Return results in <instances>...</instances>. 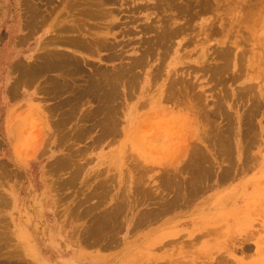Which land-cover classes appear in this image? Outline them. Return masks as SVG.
Masks as SVG:
<instances>
[{"label":"rangeland","instance_id":"1","mask_svg":"<svg viewBox=\"0 0 264 264\" xmlns=\"http://www.w3.org/2000/svg\"><path fill=\"white\" fill-rule=\"evenodd\" d=\"M29 1L81 70L52 72L63 90L40 113L39 141L69 157L49 199L32 200L55 214H0V264H38L40 251L62 264H264V0ZM60 21L114 47L59 45L76 33ZM137 57L112 101L100 95L92 79Z\"/></svg>","mask_w":264,"mask_h":264},{"label":"crops","instance_id":"2","mask_svg":"<svg viewBox=\"0 0 264 264\" xmlns=\"http://www.w3.org/2000/svg\"><path fill=\"white\" fill-rule=\"evenodd\" d=\"M28 3L29 0H0V214L42 212L49 215L55 214L49 200L43 211H39V206H34L32 200L40 198L39 189L48 198L54 188V143H44L38 138L40 113L51 112V104L45 100V95L52 93L54 69H48L43 62L50 52L49 38L54 25L40 26L38 14L26 11ZM30 16H36V23ZM26 21L32 22L28 25ZM20 62L23 63L18 65ZM44 79L51 80L50 88L42 83ZM37 260L38 264H62L54 252L40 251Z\"/></svg>","mask_w":264,"mask_h":264},{"label":"bare ground","instance_id":"3","mask_svg":"<svg viewBox=\"0 0 264 264\" xmlns=\"http://www.w3.org/2000/svg\"><path fill=\"white\" fill-rule=\"evenodd\" d=\"M26 1V0H25ZM76 1H78V0H76ZM95 1V0H94ZM114 0H99V2H98V0L97 1H95V2H98V4H100V6H101V4H102V7H104L105 5L104 4H107V3H109V2H113ZM117 1V0H116ZM127 1V0H126ZM125 1V2H126ZM30 2V1H29ZM89 3L91 2L90 0L88 1ZM94 2V3H95ZM72 3V2H71ZM75 3V2H74ZM91 3H93V1L91 2ZM90 3V4H91ZM127 3V2H126ZM175 3V2H174ZM73 4V3H72ZM97 4V6H99ZM92 6L94 5V4H91ZM91 5H90V7H91ZM104 5V6H103ZM29 6H30V4H29ZM29 6H28V8H29ZM73 6V5H72ZM95 6H96V4H95ZM96 6V7H97ZM99 6V7H100ZM174 6V5H173ZM87 7L89 8V6H88V4H87ZM94 7V6H93ZM98 7V8H99ZM135 7V6H134ZM158 7V6H157ZM174 7H176V6H174ZM26 9V11L27 10H29L30 8L32 9H34L35 7H31L30 6V8L29 9ZM96 9L95 8V10L97 11H99V9ZM144 8H145V6L144 5H138V7H135V9H134V11L136 10L137 12L139 11V10H141V9H143L144 10ZM87 9V8H86ZM105 9V8H104ZM133 9V8H132ZM176 9V8H175ZM88 10V9H87ZM101 10V9H100ZM102 10H103V8H102ZM33 11V10H32ZM36 11H38L37 9H36ZM35 12V11H34ZM93 12H94V10H93ZM102 12V11H101ZM111 12H113V11H110V12H108L109 14H111ZM30 13V12H29ZM33 13V12H32ZM38 13V12H37ZM97 12H95V14H96ZM99 13V12H98ZM108 13L106 12V10H105V12H104V10H103V13H100L101 15L103 14V16L105 17V16H108ZM36 14V13H35ZM99 14V15H100ZM178 14V13H177ZM30 15V14H29ZM87 15V14H86ZM98 15V16H99ZM149 14L148 13H146V17H149L148 16ZM37 16V15H36ZM36 16H35V20H34V22L36 21ZM46 16V15H45ZM96 16H97V14H96ZM29 17V16H28ZM38 17V16H37ZM90 17V16H89ZM93 17V16H92ZM91 17V18H92ZM109 17V16H108ZM171 17V16H170ZM33 18H31V16H30V19L31 20H33ZM39 19H41L40 17H39ZM92 19H94V18H92ZM26 20H28V19H26ZM45 20V19H44ZM43 20V21H44ZM170 19H168V21H169ZM41 21V20H40ZM166 21V26H164V27H161V30H160V33L159 34H156V37H157V35L158 36H160V38H162L163 39V37H161V36H164L165 35V33L167 32L168 33V31H166L167 30V28H165V27H167V20H165ZM27 22V21H26ZM32 21H28L27 23H29L28 25H30V23H31ZM36 23V22H35ZM35 23L33 24V25H35ZM42 24V23H41ZM96 24V23H95ZM184 24V23H183ZM186 24V23H185ZM115 25V24H114ZM119 25V24H118ZM145 25V24H144ZM162 25H164V21H163V24ZM80 26V24L79 25H75V26H73V25H70L69 27H67V25H66V22L65 21H60V23L57 25V28L56 29H59V30H61V32L62 33H64L65 31H75L76 33L75 34H68L67 36H62V35H59L60 36V38H58L59 40H58V42H59V45L60 44H62L64 47H69L70 49H72L73 51L75 50V49H77V48H80V49H84V48H87V49H89L90 48V50L91 51H96V46H99V47H103V48H106V47H108L107 49H112V43H110V41H108V38H106V36H104V37H98V35L96 36H93V40L92 41H90V40H88V39H84V38H82V35H81V33H80V30L79 29H81V26ZM30 27H34V26H30ZM36 27V26H35ZM112 27V26H111ZM111 27H109L108 26V28H111ZM165 28V29H164ZM169 28L170 27H168V30H169ZM27 29V28H26ZM29 29V28H28ZM144 29V28H143ZM147 29L148 30H150L151 29V27H150V25L148 24L147 25ZM147 29H145V30H147ZM31 30V29H30ZM151 30H153V29H151ZM174 30H176V29H174ZM173 30V31H174ZM56 31H58V30H56ZM127 31V30H126ZM142 31V30H141ZM170 31V30H169ZM55 32V31H54ZM129 32V31H128ZM126 33V32H125ZM167 33H166V37H167ZM171 32H169V34H170ZM177 33V32H176ZM66 34V33H65ZM175 34V33H174ZM23 35V34H22ZM56 35V34H55ZM172 33H171V37H172ZM26 36V35H25ZM174 36V35H173ZM155 37V36H154ZM153 37V38H154ZM155 37V38H156ZM169 37V36H168ZM54 38V37H53ZM159 39V38H158ZM164 39H166V38H164ZM163 39V40H164ZM21 40H22V38H21ZM156 40H157V38H156ZM24 41V40H23ZM53 41V40H52ZM57 42V43H58ZM18 43H19V41H18ZM23 43V42H22ZM44 43H46V42H44ZM49 43V42H48ZM100 43V44H99ZM154 43V42H153ZM99 44V45H98ZM45 46V45H44ZM58 46V45H57ZM53 47V46H52ZM60 47H62V46H60ZM114 47V46H113ZM51 47H49V51L50 52H48L47 54L48 55H46L45 53H44V62H43V64H45L46 65V67H48V69H51V70H64L63 72H70V74H71V70L70 69H73L74 71H77V70H79L80 68V66L78 65V64H80L77 60H78V57L77 56H75V55H71L70 53H69V55L67 54V52H65V54H63L62 52H61V50L60 51H58V50H54L53 48L52 49H50ZM98 48V47H97ZM45 51V50H44ZM43 51V52H44ZM63 51V50H62ZM145 51V50H144ZM149 52V51H148ZM147 52V53H148ZM42 54V53H41ZM41 54H39V57H40V55ZM67 54V55H66ZM143 55H144V53H143ZM146 55V54H145ZM38 56V55H37ZM42 57V56H41ZM146 57V56H145ZM137 58H139V57H137ZM35 59V58H34ZM76 59V60H75ZM142 59V58H141ZM33 60V59H32ZM36 60H38V59H36ZM136 60V59H135ZM143 60V59H142ZM20 61V60H19ZM34 61V60H33ZM41 61H43L42 59H41ZM38 62V61H37ZM21 63H23V62H20L18 65H20ZM40 63H42V62H40ZM144 63H146V62H143V64H142V61L140 62V58L138 59V60H136L135 62H133L132 64H131V66H129L128 67V65H125V66H127V68L126 67H124L123 65V67H124V71H121L120 73L119 72H116V71H113V72H115V73H109L108 74V71H107V73L105 74H102V76H101V78L99 77V80H98V78L96 79V80H94V78L92 79L93 80V82H91L92 84H94V88H97V90H99V88H102L103 89V91H104V93L102 92V89L100 90L101 92H100V95H101V93H102V95L103 96H105V95H107L106 97H108L107 99H110L109 101H112V98H109V97H114V95H113V93L115 94L116 93V85L118 84V81H120V78L122 79V77L124 76V75H129V76H131V75H135L134 73H132L131 71H132V68L133 67H136V66H141V65H144ZM16 64V63H15ZM23 65H25V67L27 66L26 65V63H24ZM23 65H21L22 67H21V69L23 68ZM35 66H36V64H35ZM79 66V67H78ZM39 67V66H38ZM95 67V66H94ZM93 67V68H94ZM208 67V66H207ZM19 68H20V66H19ZM18 68V69H19ZM34 68V67H33ZM84 68V67H83ZM107 69V68H106ZM120 69L122 70L123 68H121L120 67ZM119 69V70H120ZM210 69H213V68H210ZM218 69V68H217ZM22 70H24V68L22 69ZM21 70V71H22ZM39 70H40V68H39ZM38 70V71H39ZM42 70H43V68H42ZM66 70H68V71H66ZM81 70V69H80ZM85 70V69H84ZM116 70H118V67H117V69ZM216 70V69H215ZM14 71V70H13ZM41 71V70H40ZM94 71H96L95 69H94ZM111 71V70H110ZM109 71V72H110ZM219 71V70H218ZM217 71V72H218ZM23 72V71H22ZM21 72V74H23ZM43 72H44V70H43ZM43 72H40V73H43ZM216 72V71H215ZM221 72H222V70H221ZM25 73V72H24ZM37 73V72H36ZM44 73H46V71L44 72ZM97 73V72H96ZM88 74V73H87ZM101 74V73H100ZM215 74V73H214ZM219 74V73H218ZM80 75V74H79ZM221 75V74H220ZM21 76V75H20ZM83 76V75H82ZM94 76V75H93ZM132 76V77H133ZM215 76V75H214ZM70 77V76H69ZM20 79V78H19ZM29 79H30V77H29ZM82 79H85V78H82ZM133 79V81H135L134 79V77L132 78ZM17 81H18V79H16ZM66 80V79H65ZM126 80H128V79H126ZM125 80V81H126ZM25 81V80H24ZM23 81V82H24ZM32 81V80H31ZM85 81V80H84ZM83 81V82H84ZM91 81V80H90ZM15 82V81H14ZM33 82V81H32ZM67 81H65V83H66ZM89 82V81H88ZM129 82V81H128ZM131 82V81H130ZM129 82V83H130ZM21 83V82H20ZM34 83V82H33ZM70 83V82H69ZM125 83H127V82H125ZM129 83H128V85H129ZM133 83L131 82L130 83V85H132ZM26 85H27V83H26ZM51 85H52V83H51ZM83 85V84H82ZM25 86V85H24ZM63 86H64V84L62 83V82H59V83H54L53 84V86H52V88H54L53 89V91H54V93L55 92H59V91H62L63 90ZM80 86V85H79ZM13 87V86H12ZM86 88V87H85ZM84 88V89H85ZM130 88H131V86H130ZM79 89V88H78ZM93 89V88H92ZM14 90V89H13ZM80 90V89H79ZM93 90H95V91H97L96 89H93ZM115 90V91H114ZM15 92H16V90H14ZM13 91V92H14ZM89 91V90H88ZM14 92V93H15ZM87 92V91H86ZM85 92V93H86ZM11 93V92H10ZM17 93V92H16ZM19 93V92H18ZM76 93H77V91H76ZM99 93V92H98ZM8 94V93H7ZM98 95V94H97ZM99 95V96H100ZM90 96V95H89ZM92 96H93V94H92ZM115 96H116V94H115ZM102 97V96H101ZM118 97V96H117ZM94 98V97H93ZM104 98V97H103ZM102 98V99H103ZM95 99V98H94ZM104 99H106V98H104ZM102 101V100H101ZM108 101V102H109ZM105 101H102V103L106 106V104H108V102L105 104L104 103ZM58 104H62L61 102H59V103H57V105ZM64 104V103H63ZM109 104H110V102H109ZM55 105V104H54ZM112 105V104H111ZM56 106V105H55ZM59 106V105H58ZM104 106V107H105ZM61 107V106H60ZM107 107V106H106ZM105 107V109H107ZM56 108V107H55ZM58 108V107H57ZM56 108V109H57ZM61 108H63V107H61ZM100 108H103V107H100ZM108 108H110V107H108ZM112 108V107H111ZM99 109V108H98ZM217 109H219V108H217ZM102 110V109H101ZM107 110H110V109H107ZM60 111V110H59ZM66 111V110H65ZM64 111V112H65ZM99 112H100V110H99ZM111 112H113V111H111ZM109 113H110V111H109ZM108 113V114H109ZM105 114V113H104ZM107 114V115H108ZM107 120V119H106ZM105 120V121H106ZM111 123V122H110ZM113 125V124H112ZM104 128V127H103ZM110 129H112L113 130V126L112 127H110ZM105 130V129H104ZM112 130H109V131H107V132H109L110 133V131H112ZM35 153V152H34ZM38 153V152H37ZM30 154V153H29ZM70 154V153H69ZM38 155V154H37ZM67 156V155H66ZM65 156V157H66ZM57 157H59V159H57V160H59V161H57V160H55V165L56 164H59V162L62 164V165H64V164H66V163H64L65 162V160L67 159L68 160V158L66 157V158H64V157H60V156H57ZM73 161V160H72ZM51 162V161H50ZM68 163V162H67ZM52 164V163H51ZM54 165V166H55ZM62 165H59V166H62ZM76 165V164H75ZM58 166V165H57ZM79 168V167H78ZM49 169V168H48ZM47 169V170H48ZM74 169V168H73ZM75 169H77L76 167H75ZM79 170V169H78ZM78 170H76V172L78 171ZM75 172V171H74ZM73 178V177H72ZM64 179H66V178H64ZM67 182V181H66ZM110 214V213H109ZM112 215V214H111ZM110 215V216H111ZM103 216V215H102ZM108 217V216H107ZM106 219V218H105ZM111 221V220H110ZM113 222V221H112Z\"/></svg>","mask_w":264,"mask_h":264}]
</instances>
